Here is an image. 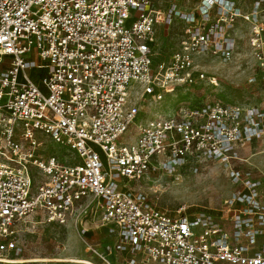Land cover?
Here are the masks:
<instances>
[{"label":"built area","instance_id":"1","mask_svg":"<svg viewBox=\"0 0 264 264\" xmlns=\"http://www.w3.org/2000/svg\"><path fill=\"white\" fill-rule=\"evenodd\" d=\"M160 26L180 34L156 64ZM242 43L264 86V0L164 12L154 0H0V261L22 256L24 229L53 224L76 229L101 264H264V194L251 173L231 171L240 190L219 214L168 213L142 188L156 174L228 164L264 136V103L182 102L137 124L146 98L216 86L196 61L232 64ZM40 136L78 163L46 157ZM98 230L107 240L88 236Z\"/></svg>","mask_w":264,"mask_h":264},{"label":"rangeland","instance_id":"2","mask_svg":"<svg viewBox=\"0 0 264 264\" xmlns=\"http://www.w3.org/2000/svg\"><path fill=\"white\" fill-rule=\"evenodd\" d=\"M187 1L191 5L195 2L154 0V4L158 10L164 12L172 2L182 9ZM159 29L162 37L153 46L156 64L168 60L177 48L180 34L179 26L170 29L160 26ZM238 54V58L232 64H224L213 58L204 62L198 59L196 64L199 70H203L207 78L215 79L216 86L200 82L196 87L178 89L174 94L164 95V100L160 103L146 98L142 102L144 111L137 124L155 117H167L182 102L220 100L226 104L252 107L263 104L264 86L259 80L261 72L257 62L251 57L247 44L242 43ZM130 91L131 98L136 100L141 88L134 83ZM39 138L46 141L44 148L46 157L55 156L61 162L68 159L71 164L78 163L77 158L74 160L66 149L43 136ZM233 170L249 172L254 178L262 180L264 194V136L237 147L236 158L230 160L228 164L218 162L193 164L178 169L173 176L156 174L150 181H144L142 188L161 210L168 213L173 214L185 208L191 213L199 210L219 214L225 208L227 200L240 190V187L232 182L230 174ZM96 236L97 239L103 237L100 232H97ZM19 245L24 249L22 256L3 257L0 264H79L65 261L69 259L96 262V258L87 251L84 239L70 226L37 224L28 227L20 235Z\"/></svg>","mask_w":264,"mask_h":264},{"label":"crops","instance_id":"3","mask_svg":"<svg viewBox=\"0 0 264 264\" xmlns=\"http://www.w3.org/2000/svg\"><path fill=\"white\" fill-rule=\"evenodd\" d=\"M164 32H165V30H164ZM163 32V33H164ZM164 35H165V33H164ZM101 233L102 235H103V237L102 238H99V239H97L96 237V233ZM91 239H93V240H96L97 242H99V241H104V240H107V238H106V233H105V231H101V230H98V231H91L90 233H89V235H88ZM91 262V261H90ZM92 263V262H91ZM92 264H101L100 263V261H98L97 259H96V262H93Z\"/></svg>","mask_w":264,"mask_h":264},{"label":"bare ground","instance_id":"4","mask_svg":"<svg viewBox=\"0 0 264 264\" xmlns=\"http://www.w3.org/2000/svg\"><path fill=\"white\" fill-rule=\"evenodd\" d=\"M67 262H72V263H79V264H91L90 262L86 261V260H80V259H69V260H65ZM11 262H17V261H11Z\"/></svg>","mask_w":264,"mask_h":264},{"label":"trees","instance_id":"5","mask_svg":"<svg viewBox=\"0 0 264 264\" xmlns=\"http://www.w3.org/2000/svg\"><path fill=\"white\" fill-rule=\"evenodd\" d=\"M36 76L38 77V75H36V73H33L34 80H37Z\"/></svg>","mask_w":264,"mask_h":264}]
</instances>
